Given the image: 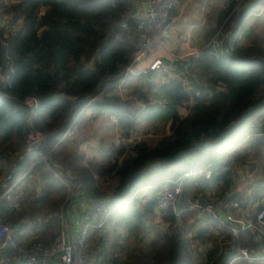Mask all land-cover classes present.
Returning <instances> with one entry per match:
<instances>
[{"label": "trees", "instance_id": "trees-1", "mask_svg": "<svg viewBox=\"0 0 264 264\" xmlns=\"http://www.w3.org/2000/svg\"><path fill=\"white\" fill-rule=\"evenodd\" d=\"M262 5L264 0H226L217 24L206 30L199 54L165 59L169 70L131 76L144 103L137 112L116 92L125 78L127 86L134 82L124 71L138 43L136 0H0V158L12 162L33 129L45 134L38 148L16 163L14 179L22 178L1 212L17 239L25 241L19 230L27 228L39 240L55 243L69 198L86 190L69 204V211L86 197L107 198L119 208L115 237L99 252L102 263L196 264L193 243L211 242L203 264H260L240 256L242 248L251 255L262 253L264 236L258 230L232 234L224 226L221 232L217 222L205 217L188 236L186 231L200 220L186 205L194 196H208L205 189L220 183L213 198L238 200L241 214L236 215L245 213L260 225L264 137L256 135V128L264 118V43L244 45L240 35H250L248 17ZM220 29L228 34L215 48L209 43ZM158 72L160 83L152 81ZM27 97L40 100L33 111L24 104ZM181 107L188 109L186 115ZM87 110L92 118L114 116L125 139L144 120L169 123V133L154 143L111 146L100 151L99 160L73 149L74 137L64 136L78 129ZM48 150L51 162L40 160ZM245 164L254 178L227 197L235 189L237 169L245 172ZM53 169L60 170L61 179ZM207 169L210 177L203 172ZM177 179L183 186L177 212H157L162 186ZM39 213L44 216L40 223ZM156 213L171 231L154 225ZM222 234L226 238L221 240Z\"/></svg>", "mask_w": 264, "mask_h": 264}, {"label": "built area", "instance_id": "built-area-1", "mask_svg": "<svg viewBox=\"0 0 264 264\" xmlns=\"http://www.w3.org/2000/svg\"><path fill=\"white\" fill-rule=\"evenodd\" d=\"M178 2L179 0H136L135 15L138 19V43L133 52L132 61L124 71L125 77L146 73L149 70L170 69L164 58L160 56L154 57L145 67L141 66V63L146 59L148 53L152 51V48L159 46L161 39L171 33L176 21L174 9ZM203 5L206 8V3ZM13 29L16 30L17 26H14ZM227 34V32L218 33L212 38L209 45L220 48ZM39 103L40 100L36 97H27L24 100V104L31 108L32 111L38 107ZM259 125L256 128V135L264 137V121L259 123ZM67 134H73L72 130L69 129L64 136ZM44 139L45 134L42 131L33 129L27 136L23 150L17 153L16 157H13L12 166L0 178V264H10L8 262L9 257L16 258L20 264H54L55 262H61L62 264H89L88 243L91 232L104 230L119 209L109 199H97L83 206L75 207L73 216L70 218L72 240H69L66 226V228L61 230L58 240L51 245L39 239H34L30 244L21 243L15 235V228L1 219L2 210L12 201L16 185L22 178L14 179L16 163L33 153L38 148V144L43 142ZM40 160L51 162L50 150L41 153ZM3 161L0 158V166L4 163ZM54 165L62 167L60 164L54 163ZM53 172L56 177L61 178L59 169H53ZM203 172L206 177H210L212 173L210 169ZM27 174L28 172H25L24 175ZM189 174L191 173H187V175ZM182 192L183 186L179 179L166 182L156 198V210L160 212L173 209L177 212ZM186 207L195 217H207L226 226L232 234H238L240 229H251L258 230L264 236V207L258 215L259 226L244 215H236L235 209L240 210L238 200H221L210 196L202 197L197 195L188 200ZM222 210H225L228 221H225L221 216ZM10 228L14 229L13 233L9 232ZM240 256L264 264V250L259 255H251L247 248H242Z\"/></svg>", "mask_w": 264, "mask_h": 264}, {"label": "rangeland", "instance_id": "rangeland-1", "mask_svg": "<svg viewBox=\"0 0 264 264\" xmlns=\"http://www.w3.org/2000/svg\"><path fill=\"white\" fill-rule=\"evenodd\" d=\"M213 2V0H211ZM222 1V0H219ZM226 1V0H224ZM243 1V0H240ZM222 3V2H221ZM224 3V2H223ZM218 6H220L219 4H217ZM180 6V5H179ZM238 6V5H237ZM219 7H217V13H218ZM235 21V19H234ZM248 25L250 26V24H252V31L250 32V35H246L245 33H242L240 35V43L244 44V45H251L252 42L256 41L257 43H264V5L261 6L259 13H254L252 15H250L248 17ZM216 25V16H215V5H212L210 8H208L207 10V27H204L203 29V33H202V37L198 38V32H193V35H196V40L198 38V41L195 42L196 43H200L201 46H198L200 48H202V45L204 44V35L206 30L208 29V27H214ZM235 22L231 23L230 26V30L234 27ZM207 28V29H206ZM220 32H226L225 30L220 29L216 34L220 33ZM189 32L185 31V30H181V31H176V29L172 30V34L171 37L168 38L165 41H162L163 44L162 48H160V50L157 53H154L152 58L155 56H159V55H168L170 57L171 54H168V50L165 49V47H168L170 49V52H173V49L175 47H173L172 45H177V47L179 49L182 50V52H186L188 49L184 46V42H185V38L188 37ZM216 36V35H215ZM214 36V37H215ZM202 38V41H199V39ZM177 49V48H175ZM200 51V50H199ZM176 53L178 52V49L175 51ZM195 54V53H194ZM194 54H190V55H186L184 56L183 59L188 58L190 56H194ZM175 54L173 53L171 55L174 56ZM196 55V54H195ZM171 60V59H170ZM159 76L158 77H153L152 81L156 82V83H160L163 80V77L160 76L161 72H158ZM1 76H0V81H1ZM133 79L134 82L132 84V86H127V83H125L123 85H120L119 88L116 89V92H118L122 98L131 106L132 110L137 111L141 105L144 106V103H142V101L139 99V92L136 91V79L133 77H130V80ZM131 84V83H128ZM141 90L146 91V88H141ZM181 114L182 115H186L188 113V109L186 107H181ZM87 118H85L82 122L81 125L78 127L77 130H73V139L77 140L81 139V140H86V138L88 136L92 137L94 141L93 144H95V141H97L98 136L97 134L95 135H91L93 132L94 128H90V126L94 127V123L92 122L94 119H98L100 118L102 120V127L100 129L101 133L106 135L105 136V142L107 141L108 138H116L117 139V131L119 132V137L120 139H122V132L121 129L119 128V126L117 125V119L114 116H97L96 118H92V111L89 110V112L87 113ZM261 119V117H260ZM259 119V120H260ZM264 121V118L262 117L261 122ZM166 126V127H165ZM165 127V128H164ZM169 131V123H164L163 120L160 119H156V120H144L142 123L139 124L138 129L135 130L134 134L132 135V138L135 136H141V138H135V140L133 141V143L135 141H140V140H144L147 139L148 142L153 143L155 141V139L152 138H157L158 134H164L165 132ZM124 139V138H123ZM122 139V140H123ZM121 144H129L128 143V139L125 141H120ZM119 143V144H120ZM130 143L129 145L133 144ZM117 145V144H116ZM113 145V146H116ZM91 148V152L89 153V155H95V158L98 157V155L100 154V151L98 150L97 154V147L96 146H90ZM73 149H79L80 151H85L86 152V147L84 148H80L78 147V142H77V146ZM87 154V152H86ZM13 162V161H12ZM12 162H10L9 164H6V160L4 161V164H2L0 166V178L3 175V173L12 166ZM62 166V165H61ZM246 166V170L245 172H241L240 169H237V172L241 174H243V176L246 177V183H244L246 186L248 183H250L251 179L254 178V172H252L250 170V166L249 164H245ZM63 167V166H62ZM58 178V177H57ZM61 179V178H60ZM239 176L237 174V180L235 183V186H240L241 183L239 180ZM147 188L143 189V192H146ZM26 191H30V188L25 189ZM33 191V190H32ZM78 192L82 193V190H79ZM209 194H211L210 190H206L204 191ZM74 194V193H72ZM19 208V207H18ZM43 211H45V207L43 208ZM71 214V211H69V215ZM40 216L39 218H37V221L43 222L44 221V216L42 214L39 213ZM161 217V216H160ZM63 220H62V228H66L67 226V222H66V218H65V207L63 210ZM156 218H154V225L157 226V228L162 231V232H168L171 231L173 229V227L170 225L169 222L163 221V219L161 218L159 221H155ZM28 220L24 219V222H27ZM115 222H116V217L114 216L112 218V220L110 221L109 225L107 226V228L105 229V231L103 232V234L98 233V234H91L90 235V240H89V246H88V253H89V261L90 264H102V260H100L99 262V249L101 250V248H103V246L105 244H107L108 242H110L112 239H114L115 235L112 233L113 229L116 227L115 226ZM152 222V221H151ZM201 224L203 223V219L200 220ZM179 227L182 225L181 223L178 224ZM18 228V227H16ZM197 225H195L193 228H190L186 231L188 236H193L196 233L197 230ZM187 229V228H186ZM22 231V234L24 235V242L23 244H30L34 239H39V237L34 236L33 233H30L29 230L27 228H25L24 230H19ZM224 232V231H221ZM29 233V234H28ZM108 233H111L110 235H107ZM218 238H220L222 240V238H226V236L224 234H222L220 237L218 236ZM258 238H260V236H258ZM57 239V238H56ZM100 244V245H99ZM213 247V243H207L206 245L201 244L200 242H194L193 243V248H194V258H195V263L196 264H203L206 260L205 258V253L208 249ZM17 260H15L14 257H9L8 258V262L10 264H15Z\"/></svg>", "mask_w": 264, "mask_h": 264}, {"label": "crops", "instance_id": "crops-1", "mask_svg": "<svg viewBox=\"0 0 264 264\" xmlns=\"http://www.w3.org/2000/svg\"><path fill=\"white\" fill-rule=\"evenodd\" d=\"M223 2H225V1L224 0H222V1L213 0V2H212L211 0H179L178 5L174 9V12H175V15H176V21H175V23L173 25L172 30L173 29H176V31L185 30V31H188L189 32L188 37L185 38L186 40H185L184 46H183V47H186L188 50L184 53V52H182L181 49H179L177 47V45H172L173 47H175V48L178 49V52L177 53L175 52L177 50L175 48L173 49V52H170V49L168 47H165V49L168 50V54H171L172 55L174 53L175 54L174 56H172V57H171V55H170V57L168 55H159V56L160 57H163L164 60L165 59H168V60L171 59L170 61L173 62V61H176V60H183L184 56H186V55H190V54H194V53L196 55L199 54V52L201 51L202 48L198 47V46H201L200 43H196L195 44V42L198 41V38L199 37H202L203 29H204V27H207L206 26L207 25V10L212 5H215V16H216V24H217V15H218V13H217V7L220 8V6L223 4ZM204 3H206V8L203 5ZM217 4H219L220 6H218ZM172 30H171V33L168 36H166L165 38H162L161 39V41H160L161 44H163L162 41H165V40H167L168 38L171 37ZM193 32H196V33L198 32L197 33L198 34L197 40L195 39L197 34L196 35L195 34L193 35ZM199 41H202V38H200ZM161 44L159 46H156V47H153L152 48V51H150L148 53V56L146 57V59H144L142 61L141 66L145 67V66L148 65V63L154 58V57L152 58L153 54L154 53H157L160 50V48H162V45ZM155 57H158V55L155 56ZM167 65L171 67L170 64H167ZM131 76H135V75H129L128 77H131ZM125 80H127V79L125 78L123 81H125ZM88 112H89V110H87L84 119L88 117L87 116V113ZM92 122L94 123V127L93 126H90V128H94V129H93V132H92L91 135L93 136V135L97 134V136H98V139H97V141H95V144H93L92 141H94V140L90 136H88L86 138V140H81V139H78L77 138V140H74L75 143L74 144L72 143L73 148H75L77 146V142H78V147H80L81 149L84 148V147H86V152H87V155L89 157H95V155H91V156L89 155V153L92 151L91 148H90V146H96L97 147V151H96V154H97L98 150L99 151H102L104 149L110 148L113 145L119 144L120 141L127 140L125 138L124 139L122 138L123 140L120 139L119 132L117 131V139L116 138H114V139L108 138L107 141L105 142V136L106 135L102 134L101 131H100V129L102 127V124H100V123H102V120L100 118H98V119H94ZM80 125H81V123L79 124V126ZM137 129H138V127H137ZM167 133H169V131H167ZM71 135L73 136V134H71ZM162 135L161 134L155 135V136H157V138H152V139H155L154 142H156ZM131 138L128 139V143L129 144L130 143H133V141L135 140V138H141V136H135V137H133V139H131ZM144 140L148 141L147 139H144ZM129 144H126V145L129 146ZM97 158L100 160V154L98 155ZM238 176H239V179L238 180L240 182H243V183H241L240 186H235V189H232L230 192H227V194H226L227 197L229 195H231L232 193L236 192V191H243L245 189V186H244L245 184L244 183H246V177L243 176V174H241L240 171L238 173ZM206 189L207 190H210V192H211V194L207 193L208 196L210 195V197H214L215 194H218L219 193L220 183L213 184V185L207 187ZM206 189H205V191H206ZM205 193L206 192H204V194ZM200 194H203V192L201 191ZM248 194H249V192L247 193V195ZM97 199L98 198L86 197V198L83 199V201L78 206H75V207L83 206L84 204L90 203V202L95 201ZM263 204H264V199H263ZM75 207L72 208V210H71L70 218L73 216V211L75 210ZM235 211L237 212V214H241V209L240 210L239 209H235ZM247 212L249 213V211H247ZM244 214H242V215H244ZM156 217H157V219H155V221H159L161 219L160 213H156L155 214V218ZM195 218L197 220H202L201 218H197V217H195ZM203 218H205V217H203ZM200 224H201V222L199 224H196L197 227H199ZM217 224H218V226L221 227V230L222 231L225 230V229L223 230L222 228H225L226 226L224 227L222 224H219V223H217ZM105 229L102 230V231H94V232H91V234H98V233L103 234V232L105 231ZM225 231L229 232L228 229H227V227H226V230ZM29 232L32 233V231H29ZM20 233H22V231H20ZM90 238L91 237H89V240H90ZM88 246H89V243H88ZM99 252H100V249H99ZM99 257H100L99 258V262H100V260H103V259H101V256H99ZM15 260H16V258H15ZM88 263L90 264V261ZM15 264H20V263L16 261ZM54 264H62V263L61 262H55ZM102 264H105V263H102Z\"/></svg>", "mask_w": 264, "mask_h": 264}, {"label": "water", "instance_id": "water-1", "mask_svg": "<svg viewBox=\"0 0 264 264\" xmlns=\"http://www.w3.org/2000/svg\"><path fill=\"white\" fill-rule=\"evenodd\" d=\"M86 194V190L83 191L82 193L80 194H77V195H72L69 200H68V203L65 205V218H66V222H67V230H68V234H69V240L71 241L72 240V228H71V220H70V215H69V204L71 202H73L74 200H76L77 198H80L82 196H84ZM221 216L223 217V219L225 221H228V218H227V215H226V212L225 210H222L221 211ZM10 233H13L14 232V229L13 228H10L9 230Z\"/></svg>", "mask_w": 264, "mask_h": 264}]
</instances>
